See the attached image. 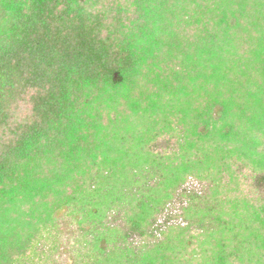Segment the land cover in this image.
Segmentation results:
<instances>
[{"label":"trees","instance_id":"obj_1","mask_svg":"<svg viewBox=\"0 0 264 264\" xmlns=\"http://www.w3.org/2000/svg\"><path fill=\"white\" fill-rule=\"evenodd\" d=\"M0 264H264V0H0Z\"/></svg>","mask_w":264,"mask_h":264},{"label":"rangeland","instance_id":"obj_2","mask_svg":"<svg viewBox=\"0 0 264 264\" xmlns=\"http://www.w3.org/2000/svg\"><path fill=\"white\" fill-rule=\"evenodd\" d=\"M190 184V183H189ZM191 187L190 188H193V189H199L198 185L196 183L194 184H190ZM64 250H66V247L65 246H61V254H60V260L62 261V263H67L69 260V255L67 252H64Z\"/></svg>","mask_w":264,"mask_h":264}]
</instances>
